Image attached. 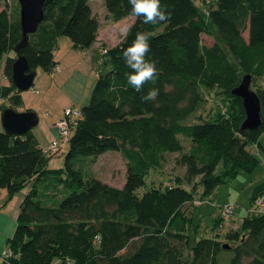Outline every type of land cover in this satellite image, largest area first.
Wrapping results in <instances>:
<instances>
[{"label":"trees","instance_id":"16d2710c","mask_svg":"<svg viewBox=\"0 0 264 264\" xmlns=\"http://www.w3.org/2000/svg\"><path fill=\"white\" fill-rule=\"evenodd\" d=\"M12 1L0 0L6 4L0 10V65L6 56L4 76L10 80L0 86V99L9 102L3 111L22 105L11 79L19 56L26 57L30 72L52 73L61 37L88 51L101 28L90 0H48L38 31L18 53L21 8L17 0L14 20ZM160 5L171 13L170 21L152 25L136 17L124 40L103 52L108 70L99 74L72 131L64 169L48 168L57 153L46 154L31 131L0 132V186L11 196L28 190L3 264H264V215L243 217L223 239L200 235L188 217L192 205L203 204L200 191L209 197L240 172L252 173L259 166L254 152L264 153V86L256 92L263 124L255 131L242 130L243 102L232 95L242 76L264 79V0H200L199 6L195 0H160ZM104 6L114 23L131 18L129 0H104ZM138 32L153 33L145 59L158 69L155 84L146 83L140 93L127 84L131 69L122 59ZM203 36L214 39L212 47L203 45ZM153 87L159 90L156 101L142 102ZM214 90L228 102L211 119L187 123L206 103L205 93ZM183 140L192 144L188 152ZM110 151L127 162L122 189L96 177L94 162L86 160ZM173 154L184 176L140 195L152 172L163 171ZM263 195L264 185L252 205ZM222 207H216V229L227 223ZM133 242H138L135 251L124 254ZM224 254L231 258L222 262Z\"/></svg>","mask_w":264,"mask_h":264},{"label":"rangeland","instance_id":"374dc122","mask_svg":"<svg viewBox=\"0 0 264 264\" xmlns=\"http://www.w3.org/2000/svg\"><path fill=\"white\" fill-rule=\"evenodd\" d=\"M199 6L200 0H195ZM17 0H13L12 4L9 5V10L12 14L14 20L18 18L17 9ZM93 7L97 17L102 19V23H105V18L109 19L107 16L106 8H104V0H93ZM6 7L5 3L0 2V10ZM133 17L129 18L132 19ZM135 23V20H125L119 23L117 26L111 24L112 28H106L105 34H111L114 37L115 44L121 43L126 37L129 28ZM117 27V28H114ZM110 32V33H108ZM245 38H248V33H245ZM66 41L72 43L69 38L66 37ZM202 43L205 47H212L214 44V39L208 36H203ZM15 56V54H12ZM6 56L4 57L0 65V86H8L10 80L5 78V64ZM230 60L235 65V62L230 57ZM102 71H107V66H101ZM57 68V67H56ZM56 70V69H55ZM54 70V71H55ZM101 71V72H102ZM43 70L39 69V74L41 75ZM244 76H242L243 79ZM241 79V81H242ZM39 78L34 83L33 89L20 92L23 96V99H26L27 103L37 102L39 95L35 94L33 90H40L39 88ZM263 80H253L252 90L257 92V90L263 88ZM94 91V90H93ZM93 91L89 96H93ZM40 92V91H39ZM206 103L202 106L200 111L191 118L187 123L193 124L201 122L202 120H209L216 115L219 107L222 106L224 102H228L226 97L219 90H214L208 93H205ZM92 99V98H91ZM91 102V101H89ZM6 102H4L5 104ZM88 104V103H87ZM7 105V104H5ZM86 106V105H85ZM82 111V109L78 108ZM225 110V108H224ZM41 118L42 128L45 131L48 130V125L46 121L48 117L52 114L50 109L40 110L36 112ZM73 133V132H72ZM61 140V137H60ZM185 152H188L192 146L190 141L183 140ZM69 147L68 140H61V149L60 151L51 156L48 159L47 166L51 170H60L65 168V154L67 153ZM257 158L259 159V166L252 173L240 172L236 180L227 183L219 187L212 195L204 196L203 191H200L197 199H203V204L201 205H192L188 210V217L191 219L192 227L195 228L198 233L202 236L213 237L219 235L220 238H224L226 234L240 226L242 218L245 216H255L253 214L254 206L252 205V196L259 187L264 185V153L257 150L254 152ZM179 157L178 154L169 155L167 158V164L163 171L152 172L150 177L147 180V185L139 191V194L142 195L145 191L150 190L152 187L157 185V183L168 182L170 183L171 178L179 176L183 177L185 172L182 168L176 166L175 160ZM86 160L94 162L91 165V172L98 177L103 182L122 189L126 181V171H127V162L118 152H107L98 158L90 157ZM220 170H218V173ZM199 181V180H198ZM159 187V185H157ZM27 194L26 189L11 196L8 188L5 186H0V264H3L4 253L9 250L8 241L13 238L16 228H17V219L20 212V207L23 202V195ZM233 205L235 207L234 214L230 217L227 223L224 224L222 228L216 229L217 220L220 218L219 210L216 208ZM194 230V231H196ZM138 246V242H133L129 248L124 252V254H130ZM231 256L229 254H224L221 258L222 262L227 261Z\"/></svg>","mask_w":264,"mask_h":264},{"label":"crops","instance_id":"0c3cea01","mask_svg":"<svg viewBox=\"0 0 264 264\" xmlns=\"http://www.w3.org/2000/svg\"><path fill=\"white\" fill-rule=\"evenodd\" d=\"M92 3L93 0H90L93 13L96 15ZM98 19L100 20L101 28L97 42L92 49L80 51L74 49L73 43L68 44L66 37H61L58 40V46L55 51V61L58 64L56 70L52 73L43 71L41 75L39 74V69L36 71L35 82L39 78L38 86L40 88V90L37 89L40 91L38 94L40 97L37 102L28 104L26 99H23L24 95L18 94L22 99V105L14 107V110L18 112H39L41 109L45 110L48 108L52 113L46 121L49 126L47 131L42 128L43 121H41L40 117L38 126L31 130L32 135L36 138L41 148H47L52 143L60 141V133L56 124L64 118L66 109H83L85 105L87 106L90 103L89 101H91L92 97L89 95L94 90L98 76L102 71L103 52L105 49L120 44H115L114 37L111 34H105L106 28H112L111 24L117 26L125 20L136 21L135 18H128L119 23H114L110 18H105V23H102V19L100 17ZM4 102L9 106L7 100L0 99V132L4 131L2 124ZM26 195H23V201ZM0 257H2V254Z\"/></svg>","mask_w":264,"mask_h":264},{"label":"water","instance_id":"95a60500","mask_svg":"<svg viewBox=\"0 0 264 264\" xmlns=\"http://www.w3.org/2000/svg\"><path fill=\"white\" fill-rule=\"evenodd\" d=\"M48 0H18L21 8V29L23 39L16 48L20 52L29 36L38 31L39 25L44 20V5ZM36 71L30 72V66L26 57L19 56L13 64L12 82L20 92H26L34 86ZM252 75H245L238 87L232 91V95L242 99L246 119L242 124V130L255 131L263 124V107L258 94L252 90ZM4 131L11 135L25 136L39 124V116L36 112H18L7 108L2 113ZM225 249L228 246L225 245Z\"/></svg>","mask_w":264,"mask_h":264},{"label":"clouds","instance_id":"9594fccd","mask_svg":"<svg viewBox=\"0 0 264 264\" xmlns=\"http://www.w3.org/2000/svg\"><path fill=\"white\" fill-rule=\"evenodd\" d=\"M129 4L131 5L129 15L133 18L143 17L144 24L158 25L171 19V13L161 8L160 0H129ZM152 35V32H138L132 45L122 51V59L131 69L125 73L127 84L137 93L143 91L146 83L155 84L158 79L155 61L145 59L150 52L149 40ZM158 95L159 90L153 87L141 96V101L154 102Z\"/></svg>","mask_w":264,"mask_h":264},{"label":"built area","instance_id":"2783aa9c","mask_svg":"<svg viewBox=\"0 0 264 264\" xmlns=\"http://www.w3.org/2000/svg\"><path fill=\"white\" fill-rule=\"evenodd\" d=\"M105 53V52H104ZM33 89V87H32ZM35 94H39L38 90H33ZM82 119V111L74 108H68L65 110L64 118L57 122L56 126L59 130L61 140H69L72 136V131L78 125ZM61 140L52 143L46 149V154L51 155L58 153L61 149ZM253 214L264 215V195L259 196L253 205ZM235 207L233 205H225L221 208V214L223 219L228 221L233 215ZM10 253H4V257H9Z\"/></svg>","mask_w":264,"mask_h":264}]
</instances>
